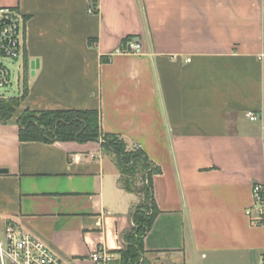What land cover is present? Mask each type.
<instances>
[{"label": "crops", "instance_id": "obj_1", "mask_svg": "<svg viewBox=\"0 0 264 264\" xmlns=\"http://www.w3.org/2000/svg\"><path fill=\"white\" fill-rule=\"evenodd\" d=\"M96 1L0 0L25 19L22 90L0 96H23L25 79L21 109L98 111L105 135L161 169L151 264H258L264 228L246 210L264 177V0ZM130 40L141 54H117ZM0 169V227L68 264L102 247L117 260L142 194L102 141L21 142L0 124Z\"/></svg>", "mask_w": 264, "mask_h": 264}, {"label": "trees", "instance_id": "obj_2", "mask_svg": "<svg viewBox=\"0 0 264 264\" xmlns=\"http://www.w3.org/2000/svg\"><path fill=\"white\" fill-rule=\"evenodd\" d=\"M23 96L0 99V124L15 122L19 127L21 142H56L87 143L102 141L106 152L114 155L115 162L123 177L131 176L140 168L145 170L148 185L138 191L145 198L133 215L134 225L125 236L126 246L119 252L120 258L111 264H148L145 260L144 237L151 230L160 210L155 205L153 177L161 173L149 157L140 149H130L119 136L105 135L101 128V115L90 110H49L34 111L21 109L26 96L27 82L24 79ZM20 110L16 112L15 110ZM123 185L127 191H132L127 182ZM146 209L151 212L145 215Z\"/></svg>", "mask_w": 264, "mask_h": 264}, {"label": "built area", "instance_id": "obj_3", "mask_svg": "<svg viewBox=\"0 0 264 264\" xmlns=\"http://www.w3.org/2000/svg\"><path fill=\"white\" fill-rule=\"evenodd\" d=\"M96 0H92L90 13L96 10ZM25 19L19 11L12 8H0V57L19 60L24 53L22 33ZM142 46L139 42L130 40L126 45L116 50L117 54H141ZM188 62L190 59L187 60ZM11 84V71L0 62V89ZM246 118L257 122L261 114L246 113ZM264 130V126H263ZM263 165H264V137H263ZM253 202L247 208L246 215L255 226L264 228V177L252 188ZM95 264H110L114 255L100 248L91 255ZM0 264H68L58 257L41 239L24 233L18 228L8 225L0 227ZM258 264H264V250Z\"/></svg>", "mask_w": 264, "mask_h": 264}, {"label": "rangeland", "instance_id": "obj_4", "mask_svg": "<svg viewBox=\"0 0 264 264\" xmlns=\"http://www.w3.org/2000/svg\"><path fill=\"white\" fill-rule=\"evenodd\" d=\"M0 62L7 65V67L11 71V84L8 87L1 88L0 89V95L5 96H18L21 93L22 87H21V77H22V60L21 58L19 60H11L0 57ZM0 99H6V97L0 96ZM16 112H20V110H15ZM124 182H127L128 185L131 187V189H135L140 191L141 189H144L145 186L148 185V181L146 179L145 170H141L138 168L136 170V173L131 176H125ZM142 203H145V198L142 196ZM145 215H149L151 212L149 209H146V212H144ZM120 258V255H118L117 260ZM145 260L148 264H151L148 259L146 258L145 254ZM258 262V259H257ZM221 264V263H218Z\"/></svg>", "mask_w": 264, "mask_h": 264}, {"label": "water", "instance_id": "obj_5", "mask_svg": "<svg viewBox=\"0 0 264 264\" xmlns=\"http://www.w3.org/2000/svg\"><path fill=\"white\" fill-rule=\"evenodd\" d=\"M8 172L7 169H0V175L7 174Z\"/></svg>", "mask_w": 264, "mask_h": 264}]
</instances>
